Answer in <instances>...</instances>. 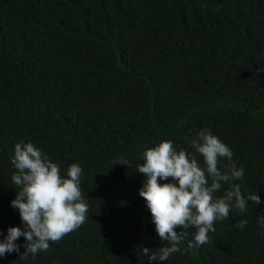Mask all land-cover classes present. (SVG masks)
<instances>
[{"label":"trees","instance_id":"trees-1","mask_svg":"<svg viewBox=\"0 0 264 264\" xmlns=\"http://www.w3.org/2000/svg\"><path fill=\"white\" fill-rule=\"evenodd\" d=\"M203 129L233 152L221 170L242 168V194L264 201V0H0V241L23 229L10 203L21 140L62 176L79 164L89 206L47 251L22 259L20 237V252L0 264H148L142 248L167 242L139 195L137 166L170 140L204 167L189 143ZM261 217L264 203L233 208L197 249L188 229L163 264H264Z\"/></svg>","mask_w":264,"mask_h":264},{"label":"clouds","instance_id":"clouds-1","mask_svg":"<svg viewBox=\"0 0 264 264\" xmlns=\"http://www.w3.org/2000/svg\"><path fill=\"white\" fill-rule=\"evenodd\" d=\"M189 143L203 157L204 167L195 155L184 149L177 151L170 140L146 149L143 163L137 166V171L145 177L139 195L151 213L157 235L167 242L155 250L142 248L148 264H163L180 252L179 246L188 229H195L188 249H197L211 242L209 233L216 231L214 223L228 219L233 208L245 212L248 201L254 205L264 203L256 193L245 198L241 185L235 183L244 178L242 168L229 163L221 170V159L231 162L233 152L217 136L203 129ZM128 163L121 160L118 164L127 166ZM11 164L15 169L11 182L15 185L16 197L10 203L19 210L23 229H7V236L0 241V257L19 253L21 245L16 241L24 237V252L20 257L26 259L29 254L35 256L47 251L50 242H58L81 227L88 219L89 206L81 191L83 169L79 164H71L66 177L62 176L59 164L33 143L23 140L15 144ZM169 179L171 182H159ZM224 185L228 187L225 189ZM218 192L222 196H217ZM247 223L242 220L235 227L243 229ZM259 223L264 227V217Z\"/></svg>","mask_w":264,"mask_h":264}]
</instances>
